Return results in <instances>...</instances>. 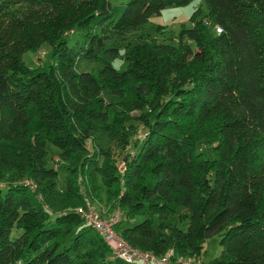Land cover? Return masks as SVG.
<instances>
[{"label": "trees", "instance_id": "obj_1", "mask_svg": "<svg viewBox=\"0 0 264 264\" xmlns=\"http://www.w3.org/2000/svg\"><path fill=\"white\" fill-rule=\"evenodd\" d=\"M191 1L127 0L115 19L110 0H0V264H139L73 210L78 175L99 181L115 230L141 250L202 260L216 235L209 264H264V0H203L174 38L129 36ZM41 46L49 60L26 66ZM140 128L121 172L93 144L98 133L124 149ZM47 143L66 162L63 190Z\"/></svg>", "mask_w": 264, "mask_h": 264}, {"label": "rangeland", "instance_id": "obj_2", "mask_svg": "<svg viewBox=\"0 0 264 264\" xmlns=\"http://www.w3.org/2000/svg\"><path fill=\"white\" fill-rule=\"evenodd\" d=\"M126 1L127 0H110L111 8L113 11V17L115 19L122 12ZM197 9L200 14L199 17H202L207 12V8L203 0H193L190 3L183 6L169 5L163 8L159 14L152 15L144 25H142L135 32L131 33L129 36L132 37L148 36L150 38H155L156 40H163V39L165 40V39L174 38L176 36V33H178L180 27L184 26L189 28L193 25V21L191 20V15ZM205 34L207 37H212L214 35V28L208 23L205 24ZM199 55L200 54L198 49L192 50L190 54V56L196 59L199 58ZM49 56H50L49 47L41 46L38 48L36 53L25 51L24 53H22L21 59L26 66L32 68L41 63L47 62L49 60ZM122 62L123 59L121 52L120 56L114 59L113 65L116 68H121ZM92 67H93V62L86 60H79L78 63L76 64L77 71L86 70V69L90 70ZM129 123H133L138 127L140 126L139 123H137L135 120H130L128 124ZM140 130L141 131L139 132V134H136L131 137L129 144H127L124 149L118 147V145H116V143L113 142L108 137L100 135L98 133H96L93 137V144L100 145L103 148H109L111 150L110 151L111 157L114 159V164L118 169V171L121 172L124 167L121 162V155L122 153L125 152L133 153L136 151L135 144H137L140 141L141 136L143 135L142 128H140ZM58 153L59 150L54 145H52L51 143L46 144V165L48 167H53L54 169L58 170L57 188L59 190H63L65 189L66 186L65 185L66 172L64 171L63 165H66V162L59 157ZM27 179L31 180L34 186L36 187L35 182L29 178L18 179V182H23L24 180ZM87 181L88 180H85V178L82 175H78V177L76 178V184L78 185L79 191L83 193L85 198L83 200L84 202L83 205L73 207V210L75 211L78 209H84L88 205H93L95 206V209L102 220H106V221L110 220L119 211L118 208L113 202L110 203L105 202L104 193L101 192L100 194V188L98 187L99 181H97L96 183H87V188H85V183ZM97 193L101 196V200H99L98 197H96ZM38 198L40 200H43L41 194H38ZM47 206L48 205L46 204V202L45 203L43 202V207L47 209L48 208ZM170 219L172 221H176L177 217L171 216L167 221H169ZM176 223L178 222L176 221ZM178 224L180 226L182 225L184 226L185 223L182 224L178 223ZM118 232L116 231V233L120 235V233ZM124 240L129 245H131L126 239ZM204 251L205 252L202 255V260L204 264H209V261L212 258L217 257L219 255L220 245L218 243V237L216 235L209 237L204 242Z\"/></svg>", "mask_w": 264, "mask_h": 264}, {"label": "built area", "instance_id": "obj_3", "mask_svg": "<svg viewBox=\"0 0 264 264\" xmlns=\"http://www.w3.org/2000/svg\"><path fill=\"white\" fill-rule=\"evenodd\" d=\"M215 31L220 32V27L214 25ZM24 184L30 188H34L31 180H24ZM79 213L84 221L91 225L102 236L105 243L110 247L113 257L120 258L129 263L139 264H202V260L196 256H183L176 254L172 249L166 251L164 255H156L148 250L129 245L119 234L114 230V225L119 220V211L110 220H102L95 206L88 205L84 209L75 210Z\"/></svg>", "mask_w": 264, "mask_h": 264}]
</instances>
